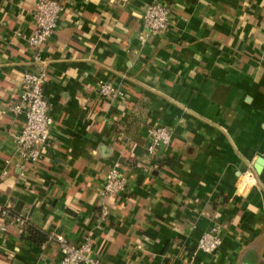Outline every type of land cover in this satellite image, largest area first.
Masks as SVG:
<instances>
[{
	"label": "crops",
	"instance_id": "obj_1",
	"mask_svg": "<svg viewBox=\"0 0 264 264\" xmlns=\"http://www.w3.org/2000/svg\"><path fill=\"white\" fill-rule=\"evenodd\" d=\"M57 1L42 54L51 140L31 167L9 134L24 124L10 108L33 69L35 0H0V204L48 236L36 246L0 219V264H55L50 238L85 234L102 264H264V0H163L160 34L141 23L152 0ZM100 81L123 95L101 100ZM157 125L171 140L149 156L147 129ZM111 168L127 185L106 197ZM212 228L219 247L196 251Z\"/></svg>",
	"mask_w": 264,
	"mask_h": 264
},
{
	"label": "built area",
	"instance_id": "obj_2",
	"mask_svg": "<svg viewBox=\"0 0 264 264\" xmlns=\"http://www.w3.org/2000/svg\"><path fill=\"white\" fill-rule=\"evenodd\" d=\"M61 11L62 6L57 0H35L33 26L31 33L26 37V43L33 52V65H31L33 69L23 73L17 102L10 108L13 113L24 115V124L20 130L9 134L14 153L24 166L40 165L43 157L42 149L50 145L53 120L50 116L49 103L43 94L48 70L42 54L56 29ZM141 23L149 34L164 32L169 26V9L165 2L163 0L149 2L141 15ZM16 35L20 36L18 32ZM96 91L98 97L104 101H112L123 95L121 90L108 81H100ZM147 133L149 143L146 152L149 156L154 154L157 146H167L170 143L171 131L168 127L161 125L149 127ZM9 164L10 161H5V167ZM1 175L2 177L7 175L6 168L2 170ZM240 181L246 185L252 184L253 172L247 170L242 173ZM126 185L127 182L121 172L117 168H111L104 179L102 196L111 197L122 193ZM107 215V208L102 207L101 218ZM0 219L2 221L10 219L20 228L28 223L25 217L14 215L9 203L0 204ZM50 239L56 243L59 252V259L55 264H102L100 259L93 256V244L89 234H85L78 243L69 242L62 236H54ZM220 242L216 228H212L199 238L196 251L212 253L219 247Z\"/></svg>",
	"mask_w": 264,
	"mask_h": 264
},
{
	"label": "trees",
	"instance_id": "obj_3",
	"mask_svg": "<svg viewBox=\"0 0 264 264\" xmlns=\"http://www.w3.org/2000/svg\"><path fill=\"white\" fill-rule=\"evenodd\" d=\"M22 229V236L26 237V241H29L36 246H41L48 240V236L46 234L28 225V223Z\"/></svg>",
	"mask_w": 264,
	"mask_h": 264
},
{
	"label": "water",
	"instance_id": "obj_4",
	"mask_svg": "<svg viewBox=\"0 0 264 264\" xmlns=\"http://www.w3.org/2000/svg\"><path fill=\"white\" fill-rule=\"evenodd\" d=\"M262 163H263V160L261 159V158H258L256 161H255V163H254V170L256 171V172H259L260 171V168H261V165H262ZM19 203H17V205H16V209H17V207H19Z\"/></svg>",
	"mask_w": 264,
	"mask_h": 264
}]
</instances>
